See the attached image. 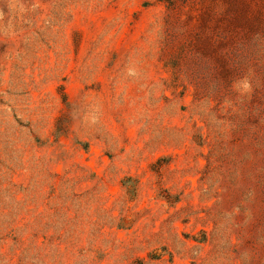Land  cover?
I'll return each mask as SVG.
<instances>
[{"label": "rangeland", "instance_id": "rangeland-1", "mask_svg": "<svg viewBox=\"0 0 264 264\" xmlns=\"http://www.w3.org/2000/svg\"><path fill=\"white\" fill-rule=\"evenodd\" d=\"M0 264H264V0H0Z\"/></svg>", "mask_w": 264, "mask_h": 264}]
</instances>
